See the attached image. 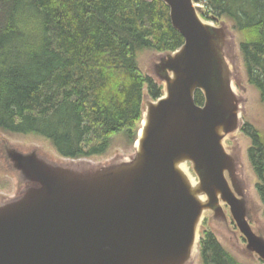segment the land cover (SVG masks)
I'll return each instance as SVG.
<instances>
[{
	"label": "water",
	"instance_id": "1",
	"mask_svg": "<svg viewBox=\"0 0 264 264\" xmlns=\"http://www.w3.org/2000/svg\"><path fill=\"white\" fill-rule=\"evenodd\" d=\"M157 1L184 43L151 64L163 91L143 98L132 155L95 164L1 146L20 191L0 201V264H194L206 221L236 228L264 262V231L229 145L243 126L234 36L203 17L200 0Z\"/></svg>",
	"mask_w": 264,
	"mask_h": 264
},
{
	"label": "trees",
	"instance_id": "2",
	"mask_svg": "<svg viewBox=\"0 0 264 264\" xmlns=\"http://www.w3.org/2000/svg\"><path fill=\"white\" fill-rule=\"evenodd\" d=\"M202 1L205 19L229 20L240 34L247 77L264 103V0ZM183 43L157 0H0V131L42 138L71 160L106 156L119 138L134 144L144 96L162 94L138 56ZM195 100L204 103L200 92ZM244 132L264 218V131ZM203 234L200 264H246Z\"/></svg>",
	"mask_w": 264,
	"mask_h": 264
},
{
	"label": "rangeland",
	"instance_id": "3",
	"mask_svg": "<svg viewBox=\"0 0 264 264\" xmlns=\"http://www.w3.org/2000/svg\"><path fill=\"white\" fill-rule=\"evenodd\" d=\"M200 5L207 11L204 1L201 0ZM219 23H225L234 36L235 63L233 69L236 73L234 82L238 93L243 99V126L237 136L229 142V145L231 148L235 149L241 159L244 172L243 178L249 191L254 216H256L259 224L255 225L264 231V218L262 216L263 206L256 190V183L258 180L248 159V150L252 146V141L244 132V130H248L249 133H253L254 128L264 131V103L261 100L260 92L250 84L247 77L243 56L240 52V34L233 30L232 23L229 20H219ZM158 55L160 54H157L154 51H144L139 54L138 62L144 74L153 77L150 67ZM6 142L11 143L24 151H30L37 148L42 154L51 159H62L52 145L42 138L40 139L34 136H9L0 131V201L16 197L20 191L13 175L9 173L6 169V164L3 162L1 146ZM133 153L134 144H128L127 141L119 138L114 142L111 150L106 156L93 157L88 160L95 164L105 163L117 156H130ZM202 231L213 233L222 247L235 255L241 262L246 264H260V262H262L259 258L250 256L244 251L245 241L242 239L236 228L230 226L228 232L223 227H219L218 225L211 227L209 223L206 222ZM203 238H205L204 234ZM194 264H200V258L197 257Z\"/></svg>",
	"mask_w": 264,
	"mask_h": 264
}]
</instances>
